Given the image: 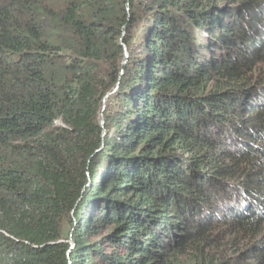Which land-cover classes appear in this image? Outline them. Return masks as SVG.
Returning <instances> with one entry per match:
<instances>
[{
    "label": "trees",
    "instance_id": "1",
    "mask_svg": "<svg viewBox=\"0 0 264 264\" xmlns=\"http://www.w3.org/2000/svg\"><path fill=\"white\" fill-rule=\"evenodd\" d=\"M0 264H264V0H0Z\"/></svg>",
    "mask_w": 264,
    "mask_h": 264
},
{
    "label": "rangeland",
    "instance_id": "2",
    "mask_svg": "<svg viewBox=\"0 0 264 264\" xmlns=\"http://www.w3.org/2000/svg\"><path fill=\"white\" fill-rule=\"evenodd\" d=\"M106 102H107V100L104 101V105H103L102 113H101V116H100V122H101V123H102V121H104V118H103V112H104V110H105V108H106Z\"/></svg>",
    "mask_w": 264,
    "mask_h": 264
},
{
    "label": "water",
    "instance_id": "3",
    "mask_svg": "<svg viewBox=\"0 0 264 264\" xmlns=\"http://www.w3.org/2000/svg\"><path fill=\"white\" fill-rule=\"evenodd\" d=\"M102 123H104V121H102Z\"/></svg>",
    "mask_w": 264,
    "mask_h": 264
}]
</instances>
